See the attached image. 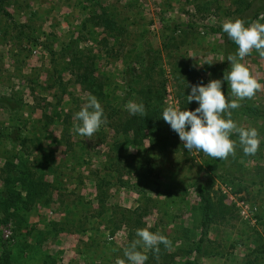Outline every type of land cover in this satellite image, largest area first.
Listing matches in <instances>:
<instances>
[{"label":"trees","instance_id":"obj_1","mask_svg":"<svg viewBox=\"0 0 264 264\" xmlns=\"http://www.w3.org/2000/svg\"><path fill=\"white\" fill-rule=\"evenodd\" d=\"M4 1L0 0V9L11 18L12 14L3 6ZM140 2L124 0L119 6L114 1L82 0L79 5L83 16L67 28L57 49L49 47L47 40L44 44L39 42L40 33L38 30L34 32L29 21L13 24L16 33L11 35V39L18 45H24L27 52L32 44L47 47L49 66L45 68L42 82L38 79V71L23 74L34 104L25 99L23 89L15 85H10L7 94H0V110L5 115V118H0V157L3 158L0 163V228L10 222L14 229L13 242L0 238V264H57L58 253L48 250L46 240L55 238L59 231L90 233L82 239L83 264H116L118 259L126 260L124 249L138 238L136 231L144 228L143 218L154 205L150 203L151 192L156 196L163 195L162 203L166 204L169 214L167 216L165 212L155 222L162 226L161 229L152 225L149 231L168 237L172 246L168 249L163 244L159 246V260L153 250L139 248L149 257L146 264H202L201 258L213 251L210 246L220 243L219 239L211 237L213 230L220 224L229 225L233 219L235 204L231 201L227 204L222 192L211 190L213 175L223 168L225 170L226 160L204 154L197 165V171L202 173L197 172L193 182L186 186L174 187L176 184L171 180L164 185L159 177L152 176V173H161L154 170L152 160L179 149L178 145L182 143L162 118L163 109L167 106L164 101L166 76L160 64L162 50L177 48L183 43V33L191 34V38L199 41V32L193 22L170 20L165 24L167 30L162 35L161 47H156L147 37L146 30H139L127 14L133 7L134 12ZM193 2L200 12L224 14L231 20L243 19L247 24L264 15V0ZM8 25H0V28L5 26L8 29ZM222 25L205 26L206 32L217 34L219 38L213 48L220 59L208 68L212 80H223L225 71L230 70L227 56L238 51L237 45L223 32ZM48 35L45 33L46 38ZM98 52L105 57L102 64H99ZM118 61L120 66H117ZM20 69L17 65V70ZM197 77L191 66L180 68L174 75L181 110L194 111L198 107L192 104L195 101L187 102L191 86L198 79L204 85L211 81ZM80 90L85 92L82 102H79L76 92ZM222 90L225 95H230L227 81L223 82ZM89 95L98 98L107 118L100 131L92 137L93 143L85 141L73 130L80 123L74 115L87 103ZM129 101L143 103L147 115H131L125 109ZM241 105L232 110V119L239 126L243 114L247 121L257 117L264 122V106L246 102H241ZM55 126H59V133L50 135ZM49 136L51 140H48ZM231 139L238 143V135ZM146 142L149 148H145ZM98 145H103L101 155L104 158L99 168L93 170L87 167L91 164L88 154ZM134 147L137 150L132 152ZM151 148L156 149V154H149ZM238 155L245 159L242 152ZM145 165L148 166L145 168ZM134 173L137 178L131 181ZM227 175L225 172L226 179L223 180L231 181ZM144 177H147L145 182L142 181ZM85 179L93 181L94 199L81 191ZM71 183L72 187L68 186ZM122 188H133L142 194L140 202L130 212L113 201L115 192ZM189 188H193L194 202L184 199ZM51 203H57L60 218L49 220L44 228L37 227L31 217L39 206ZM172 206H182L192 223L177 221ZM257 213L260 221L264 214ZM121 225L127 230L122 246L112 239ZM193 225L197 226L198 234L191 233ZM167 227L172 233L166 230ZM250 242L253 246L246 248L244 264H264L263 233Z\"/></svg>","mask_w":264,"mask_h":264},{"label":"rangeland","instance_id":"obj_2","mask_svg":"<svg viewBox=\"0 0 264 264\" xmlns=\"http://www.w3.org/2000/svg\"><path fill=\"white\" fill-rule=\"evenodd\" d=\"M81 1L82 0L4 1L3 6H5L12 16L9 18L3 13V10L0 9V25L7 26V24H9L8 29L4 28L5 26L0 28V94H7L10 91V85H15V87L22 88L24 91V98L30 100V103L34 104L35 101L31 99L28 93L29 88L26 84V77L23 74L38 71V79L42 82L45 78V68L49 66L47 47L45 48L42 44H32L28 46L30 50L27 52L25 48L23 49L24 45H18L16 40L13 41V39H11V35L16 33L13 24L15 25V22L17 24H22L29 21L34 32L38 30V33H40L38 41L44 44V40H47V45L49 47L53 46L54 49H57L63 40L67 28L72 24H76L79 21L78 19L83 16L82 12H80L81 9L79 5ZM107 1H114L119 4V6L124 2V0ZM194 5L193 0H141L134 12H132L134 7L131 11L127 12V14H130L131 20H134L136 27L140 28L139 30H142V28L146 30L147 37L152 40L156 47H161L162 35L167 30L165 24L170 20L193 22L197 27L199 41H195V37L191 38V34H184L182 31L183 43H180L177 48L172 47L162 50L160 64L166 76V90L164 93L166 105L172 103L179 107L178 97L176 95L178 86L174 78L177 70L180 68L187 69L188 66H191L193 70H196V74L200 78L210 81L212 80V75L210 76L208 68L217 64L218 58L220 59V56L214 52L215 50L213 48L219 41L218 35L206 32L205 26L224 23L226 20H229V17L220 13L207 14L205 12H200ZM139 16H141V18ZM259 19L260 18L255 19V21ZM260 22L264 23V20ZM4 29L5 32L3 31ZM45 33L49 34L47 38L45 37ZM21 47L22 49L19 52V48ZM26 52L27 56L23 58ZM98 56V58H100L99 64H102V60H104L105 57L101 55V52H98ZM110 59L114 58L110 57ZM118 59H121V56L118 57ZM243 62L250 67V70L257 77L258 81L264 84V59L259 57V53L254 50ZM117 63V66L121 65L120 61ZM17 65L21 67L19 71L17 70ZM22 84H24V87H22ZM200 84L201 81L199 79L194 83V85ZM76 92L80 99L79 102H82L85 92L83 90ZM43 93L44 92H42V96L44 95ZM47 95L50 97L49 93ZM242 102L256 104L258 107H262L264 106V91H258L253 99H245ZM192 104H197L199 107L196 101ZM241 117L243 118L241 126L247 128L249 123V128H256L260 131V137L262 138L261 144L255 156H247L243 153V149L239 143H237L236 155L234 157L229 156L226 159L225 170L223 168L219 173L213 175L214 180L211 190L222 192L225 202L227 204H229V201L234 203L236 211H234L233 219L230 220L229 225L223 226L220 224L219 227L213 230L211 237H216L220 240V243L210 246L213 251L201 258L202 264H244L243 257L246 256V248L250 249V247L253 246V243L250 241L257 238L258 234L262 235L263 233L264 236V217L263 219L260 218L259 221V217L256 215L257 212L258 215H260V213L264 214V178L262 177V169L264 167V122L261 118L257 117L252 121H247V116L244 114ZM0 118H5L4 112L1 110ZM59 130V126H55V128L51 130L52 132H50V135L58 134ZM80 137L84 138L87 142L93 143V140H91L92 138ZM51 138L52 137L49 136L48 140H51ZM178 146L179 149L168 151L169 153L166 155L163 154L162 157L158 156L152 160V167L154 170L161 171L160 175L158 173H152V176L159 177L164 185H167L170 180L176 184L174 187L178 185H190L196 174L202 173L201 170L197 171V165L201 162L204 153L197 152L195 149L189 152L184 148L183 142ZM145 148H149L147 142L145 143ZM97 149L99 151H96ZM102 150L103 145H98L94 150H91L90 154H88V157L91 158V164H87L88 168H93V170L99 168V163L102 158H104L101 155ZM136 150L137 147L131 149L132 152ZM150 150L151 153L149 154H156V149L151 148ZM150 150L148 151L150 152ZM239 152L244 154V160L239 157ZM2 160L3 158L0 157V163ZM147 166L148 165H145V168ZM225 172L228 173L227 176H229L231 181L223 180L226 179ZM172 173L174 175L173 178ZM136 178L137 176L134 173L131 181H135ZM142 181H147V177H144ZM135 184H137V182H135ZM72 185L73 183H71V185L68 184L70 187H72ZM92 187L93 181L85 179V182L81 186V191L86 197L94 199L95 193ZM238 188L240 189L237 190ZM113 189L112 187L111 190ZM150 195L152 198L150 203L154 205L144 216L142 223L144 228L149 229L150 226L155 225L158 229H161L162 226H159V223L155 222L159 221V219L165 215V212L168 216L169 212H167L166 204L164 202L162 203L164 199L163 195L156 196L155 192H151ZM193 195V188H189L184 199L194 202ZM148 197L145 196V199ZM139 198H142V194L135 189L126 190L122 188L115 192L113 201L122 206V209L127 210L126 212H130V209L140 202ZM154 200H156V202H154ZM244 204H247V207H244ZM56 208L57 203H51L49 206H39L37 212L31 218L35 219L34 221L37 227L44 228L47 226L46 223L49 220H57L60 218L61 212ZM172 208L174 211L171 212L177 214V221L185 220L189 225L192 223L191 220L187 218L188 214L182 206L178 208L172 206ZM166 230L172 233L169 227H167ZM190 231L194 235L198 234L197 226L193 225V230ZM126 232L125 226L121 225V227L113 233L112 239H115L116 244L122 246L126 240ZM87 235H90V233L59 231L57 235H55V238L58 240L55 238H48V240H46V247L50 252L58 253L57 264H83L84 257H82L80 248H82V239L86 238ZM0 238L5 242H13L14 229L10 222L4 223L0 228ZM107 238L110 239L111 236L107 234ZM249 255L252 259V255ZM259 262H261V260Z\"/></svg>","mask_w":264,"mask_h":264},{"label":"clouds","instance_id":"obj_3","mask_svg":"<svg viewBox=\"0 0 264 264\" xmlns=\"http://www.w3.org/2000/svg\"><path fill=\"white\" fill-rule=\"evenodd\" d=\"M264 15L259 20L247 24L243 19L226 20L223 32L238 46L235 54H229L230 70L225 71L223 80L213 79L207 85L191 86V94L187 102L199 104L194 111L181 110L172 103L163 109L162 118L176 132L189 152L195 149L213 159L226 160L236 155L237 141L231 139L238 135V143L247 156H255L259 151L262 138L256 128L239 126L232 119V110L240 108L245 99H253L258 91H264L250 67L243 61L255 50L264 59ZM227 81L230 95L222 90L223 82ZM125 109L133 116H146L143 103L129 101ZM74 119L80 123L74 126V132L91 139L106 123L104 108L94 95L87 97V103L75 113ZM137 239L124 249L125 259H118L116 264H146L148 255L139 248L153 250L159 260L160 245L171 248L172 241L148 228L137 229Z\"/></svg>","mask_w":264,"mask_h":264},{"label":"built area","instance_id":"obj_4","mask_svg":"<svg viewBox=\"0 0 264 264\" xmlns=\"http://www.w3.org/2000/svg\"><path fill=\"white\" fill-rule=\"evenodd\" d=\"M247 205V204H246ZM245 204L243 205L244 207H247ZM7 235V234H6Z\"/></svg>","mask_w":264,"mask_h":264},{"label":"crops","instance_id":"obj_5","mask_svg":"<svg viewBox=\"0 0 264 264\" xmlns=\"http://www.w3.org/2000/svg\"><path fill=\"white\" fill-rule=\"evenodd\" d=\"M61 44H62V42H61ZM61 44H60V45H61Z\"/></svg>","mask_w":264,"mask_h":264}]
</instances>
